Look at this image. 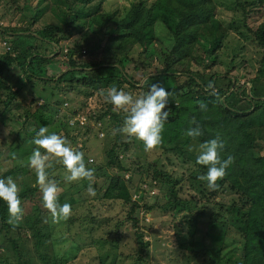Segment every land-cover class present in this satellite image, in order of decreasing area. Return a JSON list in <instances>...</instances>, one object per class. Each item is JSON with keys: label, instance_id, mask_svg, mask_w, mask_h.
<instances>
[{"label": "trees", "instance_id": "trees-1", "mask_svg": "<svg viewBox=\"0 0 264 264\" xmlns=\"http://www.w3.org/2000/svg\"><path fill=\"white\" fill-rule=\"evenodd\" d=\"M106 1L108 0H23L22 4L20 0L7 1V4L17 3L14 6L18 13L25 12L22 17L27 18V25L25 28L15 30L11 50H7L6 55L0 56V105L3 104L0 106V118L3 119L7 111L11 110L9 105L16 99L15 95L18 91L12 90L13 85L18 83L20 89L24 86L18 80L14 81L15 84L13 79L8 81L5 69L14 66L23 69L25 77L30 80L54 82L55 87L44 96L41 106L35 107L32 112L29 110L32 121L40 122L38 120L40 117L45 122L44 125L52 122L45 116L44 111L51 113L52 117L55 116L58 113L56 105L60 104L59 97L70 93L67 88L60 87L61 83L70 86L71 89L76 88L88 97L99 91L106 94V90L113 85L121 90L122 85L125 84L139 87L144 93L150 84L159 81L162 86L170 90L172 95L166 105L169 115L161 132V143L154 149H161L168 157L180 160L183 165L191 169L190 186L197 189L195 192L203 196L206 201L218 197L225 190L235 195L228 205L218 204L217 213L228 214L233 233L240 236L239 247L235 250L221 249L216 257L217 263L264 264V149L260 144L264 141V77L254 76L250 79V91L247 89L240 91L238 78L234 77V84L230 79L229 82H225L224 80L228 78L226 74H221L222 78H220L219 74L211 70V67L220 63L219 51H222L223 38L229 30H232L238 33L241 39L253 40L263 49L258 71L264 75V0H165V8L174 15L173 25L169 30L171 45L168 52L162 55L167 65L164 70L151 72L155 73L153 75L145 74L147 78L145 77L140 86L138 84L140 81L138 82L131 73H128L126 68L131 62L129 55L119 57L113 64L76 59L75 55L80 56L85 53L94 55L101 51L104 39L107 42L120 40L123 43L144 46L146 32L158 19L154 13L155 4L147 5L146 0L133 2L122 15L115 11H103V4ZM217 5L226 9L231 15L225 21V32L211 35L208 30L212 28L208 27L215 20L213 18L217 14ZM257 7L262 8L259 16L262 20L256 26H252L248 16L255 13ZM37 22L40 23L39 28L34 32L29 30ZM73 34H76L79 40H75L73 45L68 44L69 48L64 54L67 58L65 71L62 70L60 75H57L47 72L46 68L40 65V67L35 65L38 60L44 64L55 61V58L39 52L40 45L55 49L57 46L61 47V42L70 39ZM36 41L40 43L38 47L35 45ZM28 56L31 57L30 60H27ZM137 60L134 68L140 69L143 64ZM193 62H196L199 68L193 70L191 68ZM178 63L184 65L182 70L176 67ZM233 63L232 58L228 65L232 67ZM35 71H39L37 75ZM34 86L32 82L28 84L29 88ZM214 89H219L222 93L220 95L213 93ZM52 98L57 100L53 102ZM201 103L207 106L206 110L199 108ZM107 114L114 123L116 141L107 150L108 160L105 166L107 168L115 166L119 171H128L121 162L120 156H124L137 139L123 138L124 134L118 131L125 112H112L107 105L103 117ZM257 115L263 116V122L260 124L256 123ZM197 124L201 135L187 136L186 130L196 127ZM47 128L54 131L53 126ZM37 130V128L25 129L23 126L11 132L9 138L11 136L13 138L10 142H7L6 137L0 140L3 157H13V153L16 156L30 153L34 149L30 142ZM216 136L224 141V147L218 153L221 159L226 158L227 155H232L234 159L226 169L225 176L216 181L217 187L209 188L207 181L200 179L206 173L207 166L198 164L196 157L200 145ZM27 163L28 161L25 165ZM17 167L19 166L14 163L6 172L0 174V178L19 176L16 173ZM146 167L153 170L154 179L167 185L166 196L169 200L161 208L164 211L170 209L178 213L185 212L184 218L196 221L197 215L203 212L196 209V202L179 196L177 187L180 179L169 172L161 171L154 163L147 164ZM193 179L200 180V183L196 184ZM39 189L41 191L37 184L18 192L22 209L34 199L36 205L30 213H27L29 209L25 212L23 210L22 217L14 222H10L6 202L0 200V233H3V245L0 243V250L4 248L7 250L5 255L0 256V264H66L68 262L66 256L82 249L86 244L84 237L72 232L76 223L84 224V221L73 222L76 219L74 213L68 217L65 235L62 236L61 233L55 235L50 223L51 212L44 206L42 192L38 191ZM126 190L122 177L117 176L110 182L101 198L111 199L118 192L127 199L129 202L127 218L134 226L137 225V219L133 213L138 206L136 202L129 201ZM236 193H239L238 196ZM36 196H39L38 199L35 198ZM57 199L60 204L65 203L63 192H58ZM70 205L71 209L74 208L77 201ZM146 210H152V207L147 206ZM81 214H85L86 219L89 220V224L85 223L88 235L92 233V237L99 240L100 238H96L93 233L94 218L88 212ZM41 218H44L45 223H40ZM24 233H27L28 237H23ZM136 235L141 242L137 249L139 257L136 259V263L139 264L146 243L142 241L141 232H137ZM59 241L63 244L69 243L64 251L56 246ZM236 250L240 252L238 256L235 254Z\"/></svg>", "mask_w": 264, "mask_h": 264}, {"label": "rangeland", "instance_id": "rangeland-1", "mask_svg": "<svg viewBox=\"0 0 264 264\" xmlns=\"http://www.w3.org/2000/svg\"><path fill=\"white\" fill-rule=\"evenodd\" d=\"M7 1L0 0V30L6 29L4 32H0V56L6 55L7 50H11L12 40L15 39V34H13L15 30L25 28L27 25V18L22 17L25 12L20 11L18 13L14 6L17 3L7 4ZM135 1L137 0H108L103 4L102 10L115 11L122 15ZM164 2L165 0H146L147 5L155 4L154 13L158 16V19L155 20L151 26L152 28L146 32L144 46L123 43L120 40L107 42L104 39L101 51L96 52L94 55H87V53L80 56L75 55L76 59H85L86 62L113 64L118 61L119 57L129 55L131 62L128 63L126 68L128 73H131L138 82L140 81L138 83L140 86L147 78V76H144L145 74L156 70H164L167 65V61L164 60L162 55H164V52H168L171 45L169 30L173 25L174 15L165 8ZM22 3L23 0H20V4ZM255 9L257 11L248 16V21L252 26H256L262 20L259 18L262 8L257 7ZM216 11L217 14L213 18L215 20L208 27L212 28L208 30L211 35H219L225 32V21L231 15L230 12L219 5H217ZM216 20L218 21L216 22ZM39 26L40 23L37 22L29 30L34 32ZM10 28L13 30H10ZM75 40H79V37L73 34L70 39L61 42V47L54 46L55 49L49 46L44 47L36 41V47L40 45L41 48L39 52L47 54V57L55 58V61L44 64L38 60L35 65H40L46 68L47 72L59 75L62 70L66 69L67 58L64 54L69 48L68 44L73 45ZM223 41L222 51H219L221 52V61L218 65L211 67L212 72L219 74L220 78L226 74L228 78L224 81L229 82L230 79L233 84L234 77H236L239 80V85H241L240 91L243 89L250 91V79L254 76L264 77L258 71L263 49L257 46L253 40L241 39L239 34L232 30L228 31ZM233 49H235V52H233ZM232 58L234 63L231 67L228 64ZM30 59L31 57L28 56L27 60ZM136 60L143 64L139 67L140 69L134 68ZM170 66H172L171 63ZM172 67L174 68V66ZM176 67L182 70L184 65L178 63ZM191 68L195 70L199 66L196 62H193ZM5 72L8 81L13 79L14 83L15 80L16 82L18 80L24 86L20 89L18 83H14L15 85L12 87L13 91L18 92L15 95V101L9 105L11 110L7 111L3 119L0 118V140L6 137L7 142H10L13 138L12 136L9 138V135L13 133L12 131L15 132L23 126L25 129L45 127L47 130V127L51 128L53 126L54 131L48 130V132H56L58 135L63 136L74 150L83 153L86 166L95 169L90 181L81 179L69 183L64 180L68 173L63 164L59 162V158L49 156V162L51 163V167L48 169L49 178L57 184L58 192H63L65 202L70 204L77 201V205L74 208L72 207L71 211V214L76 215L73 222L84 221L83 225L76 223L72 228V232L84 237V243L86 244L82 249L76 250L73 254H68L66 264H137L136 259L139 257L137 249L141 245V242L137 239V232L142 233V241L146 243L142 252V261L139 264H218L216 257L220 254L221 249L228 250L230 248L232 250L234 248L235 250L239 247L240 236L233 233L228 214L217 213L219 211L218 204L228 205L235 195L229 190H225L218 197L206 201L203 196L195 192L197 189L190 186L191 169L183 165L180 160L168 157L159 148L146 151L143 142L136 140L134 144H131V149L124 156H120L121 162L128 171H119L115 166L110 168L105 166L108 160L107 150L116 141V138L114 123L110 121L109 114L103 117V112L107 105L110 106L112 112L123 111V109L116 108L113 104L110 105L104 98L105 94L99 91V93L86 97L76 88L71 89L70 86L61 83L60 87L67 88L70 93L59 97L60 104L56 105L58 113L55 116L52 117L51 113L44 111L45 116L52 121L51 124L44 125L45 122L40 117H38L40 122L37 120L32 121L29 115L35 107L41 106L44 96L48 95L55 87L54 82L43 83L38 80H30L25 77L24 70L20 67L7 68ZM38 72L35 71V74L37 75ZM153 74L155 73L148 75ZM31 82L35 84L34 88L28 87ZM232 88L230 87V89ZM121 90L132 94L134 97L143 94L139 87L129 86L128 84L122 85ZM213 93L220 95L222 91L214 89ZM55 100L57 99H51L53 102ZM80 115L83 116L79 118ZM78 120H81L83 124ZM255 120L257 124H260L263 122V116L257 115ZM23 121H25L24 124ZM123 138H125V135ZM30 144H33L32 148L39 147L33 143V138ZM260 144L264 149V141ZM41 151L44 150L41 149ZM32 152L33 149L26 155L16 156L15 154L16 158L14 160L13 157H3V151L0 149V174L6 172L14 163L19 166L16 168V173L19 176H11L18 186L19 192L26 187L37 185L35 170L29 167V163L25 165V162H29ZM152 163L161 171L169 172L180 179V184L177 187L179 196L196 202V209L203 212L197 215L198 219L196 221L184 218L183 213L185 212L178 213L170 209L164 211L161 208L169 200L166 196L167 185L153 178V170L146 167L147 164ZM117 176L122 177L129 201L137 203L138 207L133 213V216L137 219V225L133 226L130 219L127 218L129 202L118 192L111 199L101 198L110 182L114 181ZM193 181L196 184L200 183L198 179H193ZM89 183L95 189L94 195L88 192ZM236 194L238 196L239 193ZM38 197L35 198L38 199ZM35 202L34 199L32 203H27L23 208L24 212L27 209L30 210L27 213L32 212L36 205ZM147 206H151L152 210H146ZM86 212L94 218L96 231L94 230L93 233L96 238H100L99 240L94 239L92 233L88 235L86 231L87 224L85 223L89 224V220L86 219L85 214H81ZM67 220L60 219L54 223L52 214L50 215V223L56 236L60 233L62 236L65 235ZM40 223H45L44 218L40 219ZM23 237H28V234L24 233ZM65 240L63 239V241ZM0 243L3 245L2 232L0 233ZM68 245V242L63 244L59 241L56 246L64 251ZM6 253L5 248L0 250V256ZM239 253L236 250V256Z\"/></svg>", "mask_w": 264, "mask_h": 264}, {"label": "clouds", "instance_id": "clouds-1", "mask_svg": "<svg viewBox=\"0 0 264 264\" xmlns=\"http://www.w3.org/2000/svg\"><path fill=\"white\" fill-rule=\"evenodd\" d=\"M209 87H211V82H209ZM171 95L170 90L157 81L150 84L146 92L135 97L113 85L107 90L104 98L125 112L123 123L118 131L123 133L126 139L134 137L142 141L147 151L161 143V132L169 115L166 105ZM206 107L204 103L199 105L201 110H206ZM186 134L189 137L200 136L199 125L188 128ZM33 143L39 147L33 149L28 163L29 167L35 170L36 182L42 191L43 204L51 212L54 223L60 219L67 220L71 215V205L67 202L63 204L58 202L57 184L49 178L48 169L51 167L49 156L59 158V162L63 164L68 173L64 180L69 183L81 179L90 181L95 169L86 166L83 153L74 150L63 136L55 132L49 133L45 127H40L35 132ZM223 147L224 141L219 136L200 145L196 162L207 166L206 173L200 179L206 180L209 188L217 187L216 181L225 176L226 169L233 162L232 155L221 159L218 153ZM41 149L44 151L42 152ZM13 158H15L14 153ZM18 192V186L12 177L0 178V200L7 204L10 222L19 220L23 214ZM88 192L95 194L91 183L88 185Z\"/></svg>", "mask_w": 264, "mask_h": 264}, {"label": "built area", "instance_id": "built-area-1", "mask_svg": "<svg viewBox=\"0 0 264 264\" xmlns=\"http://www.w3.org/2000/svg\"><path fill=\"white\" fill-rule=\"evenodd\" d=\"M81 116H83V115H80L79 118H80ZM79 118H78V119H79ZM78 121H79L81 124H83L81 120H78Z\"/></svg>", "mask_w": 264, "mask_h": 264}, {"label": "water", "instance_id": "water-1", "mask_svg": "<svg viewBox=\"0 0 264 264\" xmlns=\"http://www.w3.org/2000/svg\"><path fill=\"white\" fill-rule=\"evenodd\" d=\"M65 71V70H64ZM60 75V74H59Z\"/></svg>", "mask_w": 264, "mask_h": 264}]
</instances>
